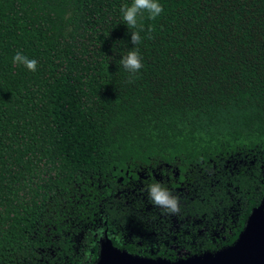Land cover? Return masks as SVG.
Here are the masks:
<instances>
[{
	"label": "trees",
	"instance_id": "trees-1",
	"mask_svg": "<svg viewBox=\"0 0 264 264\" xmlns=\"http://www.w3.org/2000/svg\"><path fill=\"white\" fill-rule=\"evenodd\" d=\"M158 2L133 29L132 0H0V264H94L105 231L153 259L215 252L264 199V0Z\"/></svg>",
	"mask_w": 264,
	"mask_h": 264
},
{
	"label": "water",
	"instance_id": "water-1",
	"mask_svg": "<svg viewBox=\"0 0 264 264\" xmlns=\"http://www.w3.org/2000/svg\"><path fill=\"white\" fill-rule=\"evenodd\" d=\"M94 264H264V199L251 209L241 232L229 246L174 261L134 255L115 247L103 232Z\"/></svg>",
	"mask_w": 264,
	"mask_h": 264
},
{
	"label": "clouds",
	"instance_id": "clouds-1",
	"mask_svg": "<svg viewBox=\"0 0 264 264\" xmlns=\"http://www.w3.org/2000/svg\"><path fill=\"white\" fill-rule=\"evenodd\" d=\"M122 13V18L128 28H137L138 17H142L145 12L148 13L149 19H156L162 12L163 7L158 2V0H132L130 5H123L120 9ZM143 30V27H140ZM152 29L150 28L149 31ZM139 31L131 32V43L138 44L140 42ZM121 65L130 73L131 76H135L143 64L141 62V57L138 50L129 51L120 60ZM14 65H24L29 71H36L37 61L34 59H29L28 57L17 52L13 57ZM131 82V80L129 81ZM149 198L152 203L156 206L166 209L171 213H176L179 211L178 197L173 196L167 189L161 186L159 183H153L149 185L148 188Z\"/></svg>",
	"mask_w": 264,
	"mask_h": 264
},
{
	"label": "flooded vegetation",
	"instance_id": "flooded-vegetation-1",
	"mask_svg": "<svg viewBox=\"0 0 264 264\" xmlns=\"http://www.w3.org/2000/svg\"><path fill=\"white\" fill-rule=\"evenodd\" d=\"M232 217V216H231ZM215 218V217H214ZM214 218H212V220L214 219ZM216 220H215V222L217 221V222H219L218 220H217V218H215ZM223 220H227V217H223ZM214 221V220H213ZM221 223V222H220ZM222 224H224V223H222ZM189 227V226H188ZM216 228V226H214L211 222L209 223H207V222H205V226L200 230V232L198 233L199 235V239H201V238H207V237H209V236H212L213 238H212V241H215V240H220V241H223V240H225V237H224V235H225V231L223 230V228L222 229H220V230H217V229H215ZM212 233H214V234H212ZM219 235H222V236H219ZM161 238L163 239V237L161 236ZM192 238H191V236H189L188 237V239H187V243L188 242H190V240H191ZM193 241H194V239H193ZM195 241H197V240H195ZM199 241V240H198ZM184 243H186V242H184V241H181V242H179V245H177V246H175V247H173V248H171L172 250H174V251H176V259H180V258H186L187 256H191V253L189 252V251H186V250H184V249H182V251L184 252V253H181V252H179V246L180 247H183L182 246V244H184ZM194 243V242H193ZM222 249V248H221ZM195 255V254H194ZM175 259V260H176Z\"/></svg>",
	"mask_w": 264,
	"mask_h": 264
},
{
	"label": "rangeland",
	"instance_id": "rangeland-1",
	"mask_svg": "<svg viewBox=\"0 0 264 264\" xmlns=\"http://www.w3.org/2000/svg\"><path fill=\"white\" fill-rule=\"evenodd\" d=\"M169 232H168V230L166 229L165 230V232H163V235H161V236H165L167 239L169 238ZM194 243H196V241L194 240L193 241ZM157 243L158 244H160V245H162V243H163V240H162V238L161 237H159L158 239H157ZM163 244H165V245H169L170 244V242H165V243H163ZM175 246H177V245H169V248L171 249V248H173V247H175ZM161 248V246H159L158 248H156V249H160ZM179 252H181V253H184L183 251H182V249L183 248H181L180 246H179ZM188 257V256H187Z\"/></svg>",
	"mask_w": 264,
	"mask_h": 264
}]
</instances>
